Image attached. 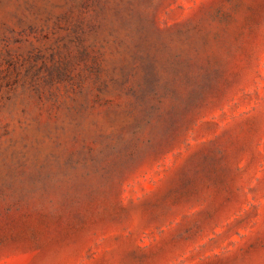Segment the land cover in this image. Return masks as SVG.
Returning <instances> with one entry per match:
<instances>
[{
	"label": "rangeland",
	"instance_id": "rangeland-1",
	"mask_svg": "<svg viewBox=\"0 0 264 264\" xmlns=\"http://www.w3.org/2000/svg\"><path fill=\"white\" fill-rule=\"evenodd\" d=\"M0 264H264V0H0Z\"/></svg>",
	"mask_w": 264,
	"mask_h": 264
}]
</instances>
